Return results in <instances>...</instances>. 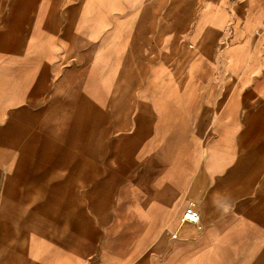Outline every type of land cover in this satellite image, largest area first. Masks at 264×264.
Listing matches in <instances>:
<instances>
[{
	"label": "crops",
	"instance_id": "1",
	"mask_svg": "<svg viewBox=\"0 0 264 264\" xmlns=\"http://www.w3.org/2000/svg\"><path fill=\"white\" fill-rule=\"evenodd\" d=\"M0 264H264V0H0Z\"/></svg>",
	"mask_w": 264,
	"mask_h": 264
},
{
	"label": "built area",
	"instance_id": "2",
	"mask_svg": "<svg viewBox=\"0 0 264 264\" xmlns=\"http://www.w3.org/2000/svg\"><path fill=\"white\" fill-rule=\"evenodd\" d=\"M200 220V214L199 211L196 209L195 203H191L190 207L186 210L183 222H193L197 223Z\"/></svg>",
	"mask_w": 264,
	"mask_h": 264
}]
</instances>
